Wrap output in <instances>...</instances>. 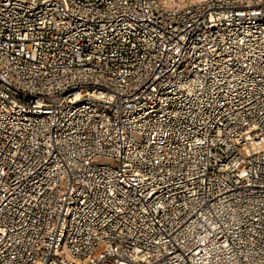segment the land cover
Returning a JSON list of instances; mask_svg holds the SVG:
<instances>
[{"label":"built area","instance_id":"1","mask_svg":"<svg viewBox=\"0 0 264 264\" xmlns=\"http://www.w3.org/2000/svg\"><path fill=\"white\" fill-rule=\"evenodd\" d=\"M0 264H264V0H0Z\"/></svg>","mask_w":264,"mask_h":264}]
</instances>
